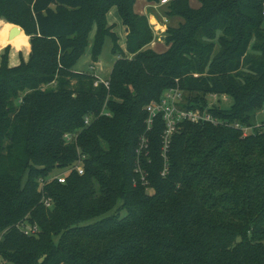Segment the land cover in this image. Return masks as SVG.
<instances>
[{"label":"trees","instance_id":"obj_1","mask_svg":"<svg viewBox=\"0 0 264 264\" xmlns=\"http://www.w3.org/2000/svg\"><path fill=\"white\" fill-rule=\"evenodd\" d=\"M197 1L168 0V17L183 22L167 28L158 53L146 47L154 33L135 0H0V17L12 22L0 21L3 41L7 25L18 24L30 50L16 65L9 46L0 56L6 262L264 264V121L246 136L241 129L264 107V0ZM113 6L132 56H119L108 85L95 86L72 69L89 45L98 60L106 37L122 53L106 20ZM176 86L181 108L224 122H181L164 157V120L158 114L148 129L145 108ZM212 93L232 96L230 109L207 107ZM143 135L147 151L137 157ZM79 155L82 175L51 178ZM27 226L36 233L25 234Z\"/></svg>","mask_w":264,"mask_h":264},{"label":"rangeland","instance_id":"obj_2","mask_svg":"<svg viewBox=\"0 0 264 264\" xmlns=\"http://www.w3.org/2000/svg\"><path fill=\"white\" fill-rule=\"evenodd\" d=\"M161 1L162 0H159L158 3L153 2L154 5H158V6L152 8L153 11L149 14L150 18H149V21H148V19H147V21H148V24H149V26L153 32H155L154 30H157V33L159 35H163V39H166V37L168 36L167 28L168 27L177 28L179 26V24L183 21H182V18H180L178 16H171L169 19V22H166L164 20V18H167V19L169 18L168 15L166 14V11L168 10V8H167L168 6H167V4L162 5ZM136 2H139V0H135L134 4ZM190 4H191V6L196 7V6H194V4H195L194 0H190ZM22 19H23L24 23L28 22V20L25 17H23ZM0 21H6L5 17H0ZM6 22L12 23L9 21H6ZM157 23L160 24V26H161L160 29H158ZM16 25H18V24H16ZM14 26H15L14 23L7 25V27L5 28V31H4V41H3L2 37L0 36V56L4 52V49L7 46H9L8 61H7L8 64H10L11 62H17V61L20 62L21 58L23 60H27L28 56H29V52H30V50H29V36L27 34L26 35L28 37L27 38L28 39V45H26V46H22L19 42H13V43L5 44V43H7V36L9 34V31H10V30L8 31L9 27H13L12 30L14 32H16V30H20L22 34H25V32L22 30V28L19 25L17 27H14ZM93 33H94V30L92 31V33L90 35V38H89L90 41H92ZM157 38H158V36H157ZM156 41L159 42V40H156ZM111 44H112V41L110 40V38L106 37L104 40V44L102 46L101 54L99 56L100 58L98 57V60H96V61H90L89 62V59L91 58V54L88 53L89 49H87V53L79 59L78 63L76 64L77 66L73 67L72 70L75 71V68L81 67V64L84 63V66L82 67L83 69L79 68L80 71H75V72L88 73L89 75L94 77V81L95 80H106V79H108L110 71H111L112 66H113L115 59H116L115 55H119V56L126 55L129 58L132 56V55H129L126 51H124L122 49H120V50H122L121 51L122 53H120V54L117 53V54L113 55L111 52ZM153 46L154 45H152L151 47H153ZM215 49H216V47H215ZM153 50L155 52H158V53L165 51L163 45L160 47H157V45H155ZM99 59L102 63V66L99 63ZM99 66L102 67L103 69L101 70ZM91 67H93V68H91ZM206 100H207V104H208L207 107L218 106L219 108L225 109V110L230 109L231 105L233 104L232 96L227 95V94L212 93V94H209L206 96ZM15 103H17V101H15ZM263 121H264V107H262L261 109H258L254 112V114L252 116V121H251L252 125L251 126H243V128H241L243 135L246 136L247 134H250L253 131L254 127L260 125ZM143 154H145L144 149L142 150V152L139 156L136 153L137 157H140ZM63 169H65V168L54 170L52 175L60 173ZM0 264H12V263L6 262V260H4L2 257H0Z\"/></svg>","mask_w":264,"mask_h":264},{"label":"built area","instance_id":"obj_3","mask_svg":"<svg viewBox=\"0 0 264 264\" xmlns=\"http://www.w3.org/2000/svg\"><path fill=\"white\" fill-rule=\"evenodd\" d=\"M264 13V11H263ZM93 68V67H91ZM99 82H103L106 86L108 85L107 80H95L94 85L96 86ZM183 100V94L182 91L178 86L169 88L165 90L160 98V100L157 101H151L146 106V111L148 112V118L146 120L147 128L149 129L153 119L158 115H162V119L165 123V128L162 135V151L163 156L165 157V153L168 148V144L170 142V139L172 135L178 130L179 124L183 121H190L192 123H201V122H210L212 124H222L224 121L220 120L219 118L213 116L210 112L207 111V109L204 110H186L184 108H181L179 105ZM92 117H86L85 123L88 124L91 121ZM226 124V123H225ZM235 127L241 128L238 123L234 124ZM243 128V127H242ZM67 139H71L72 135H65ZM147 138L146 136H141L139 145L136 148L135 152L139 156L142 152V150H145V153L147 151ZM84 156L79 155L77 160L70 164L69 166L65 167L60 173L52 175L51 178L57 179L59 182H65V179L67 175L71 171H76L78 174L82 175L84 173V162H83ZM138 165V164H137ZM137 171L140 173V178L143 182V184H146L147 181L145 179L144 172L140 168V166H137ZM164 174V172H163ZM45 204L49 205L50 202L48 199L45 200ZM36 227L27 226L23 232L25 234H32L36 233Z\"/></svg>","mask_w":264,"mask_h":264},{"label":"crops","instance_id":"obj_4","mask_svg":"<svg viewBox=\"0 0 264 264\" xmlns=\"http://www.w3.org/2000/svg\"><path fill=\"white\" fill-rule=\"evenodd\" d=\"M195 1V4L194 6H199V2L197 0H194ZM168 2V0H162L161 1V4L162 5H165L166 3ZM158 5H154L153 3H150L148 0H139V2H136L134 5H133V9L134 11L137 13V14H141V15H145L149 21V14L153 11V7H156ZM169 19L170 17L167 19V18H164V20L166 22H169ZM106 20H107V25L111 27V30L112 32H114L116 34V36L118 37V44H119V47L125 51V46H126V35H127V27H125L123 24H122V21H121V18L119 16V13H118V10H117V7L116 6H113L109 9V11L107 12L106 14ZM155 32L154 33V37H153V40L146 46V47H149L151 49L154 48L155 45H157V47H160L163 45L164 47V50L167 49V45L165 43V39H163V35H159L157 33V30H154ZM158 36V38H157ZM110 38V37H109ZM111 40V38H110ZM156 40H159V42H157ZM152 45H154L153 47H151ZM111 48H112V44H111ZM87 49H89V54H90V45L87 47ZM87 49L85 51V53L83 55H85L87 53ZM113 54V53H112ZM82 55V56H83ZM115 55V54H113ZM81 56V57H82ZM116 56V59L119 57V55H115ZM80 57V58H81ZM90 57V56H89ZM100 58V57H99ZM115 59V60H116ZM79 61V60H78ZM77 61V63H78ZM92 61V59L90 58L89 59V62ZM19 61L17 62H11L9 65H16L18 64ZM76 63V64H77ZM99 63L101 64L102 66V63L99 59ZM75 64L74 67H76L77 65ZM84 66V63L81 64V67H77L75 68V71H80V69H83L82 67ZM98 66V65H97ZM100 67V66H99ZM80 68V69H79ZM100 69L102 70L103 68L100 67ZM96 73V72H95Z\"/></svg>","mask_w":264,"mask_h":264},{"label":"bare ground","instance_id":"obj_5","mask_svg":"<svg viewBox=\"0 0 264 264\" xmlns=\"http://www.w3.org/2000/svg\"><path fill=\"white\" fill-rule=\"evenodd\" d=\"M13 27H9L8 31L12 29ZM9 31V34L7 36V42L8 43H12L14 41H26V39L28 38L26 34H22L20 30H16V32H14L12 30V33Z\"/></svg>","mask_w":264,"mask_h":264},{"label":"water","instance_id":"obj_6","mask_svg":"<svg viewBox=\"0 0 264 264\" xmlns=\"http://www.w3.org/2000/svg\"><path fill=\"white\" fill-rule=\"evenodd\" d=\"M15 26L14 27H17L18 25H16V24H14ZM127 30H128V28H127ZM11 33H12V29H11V31H10Z\"/></svg>","mask_w":264,"mask_h":264}]
</instances>
